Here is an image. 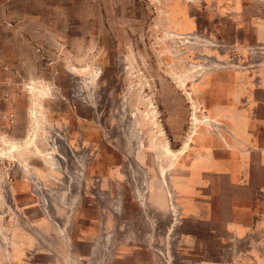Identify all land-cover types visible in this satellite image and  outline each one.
Segmentation results:
<instances>
[{"label": "rangeland", "instance_id": "374dc122", "mask_svg": "<svg viewBox=\"0 0 264 264\" xmlns=\"http://www.w3.org/2000/svg\"><path fill=\"white\" fill-rule=\"evenodd\" d=\"M254 197L264 0H0V264L228 259Z\"/></svg>", "mask_w": 264, "mask_h": 264}, {"label": "crops", "instance_id": "0c3cea01", "mask_svg": "<svg viewBox=\"0 0 264 264\" xmlns=\"http://www.w3.org/2000/svg\"><path fill=\"white\" fill-rule=\"evenodd\" d=\"M213 130L220 134L219 128H216V130L213 128ZM233 134L234 137L236 135L235 139L238 143L232 141L233 139L230 136H228L229 141L226 140L225 144L218 142L220 150H230V164L228 158L226 160H216L213 164L214 168H217L216 170L218 171H228L230 167V177H232V180L237 178L240 171L247 170L246 152H241V150H246V146H250L246 135L243 134V137H241L234 132ZM254 146H256L255 143ZM231 199L230 203L233 210L230 222L227 224V232L230 236V258L213 259L210 261L201 260L200 264H264V211H262V208H259L257 211L253 210L260 207V205L255 206L256 203H260L259 198H238L236 201ZM201 213L202 211H197L196 216H201L202 218ZM247 240H250V242L248 243ZM245 241L246 244H244ZM64 245L66 246L67 243ZM64 259L66 260V256ZM57 260L59 259L57 258ZM57 260L54 261L58 264ZM65 260H63V264H65ZM50 264H53V260H51ZM167 264L171 263L167 262Z\"/></svg>", "mask_w": 264, "mask_h": 264}, {"label": "bare ground", "instance_id": "6f19581e", "mask_svg": "<svg viewBox=\"0 0 264 264\" xmlns=\"http://www.w3.org/2000/svg\"><path fill=\"white\" fill-rule=\"evenodd\" d=\"M199 69H200V68H199ZM188 146H189V145H188V144H186V145L183 147V149H186V148H188ZM13 147L15 148L16 146H15V145H13ZM11 148H12V147H11ZM16 148H17V147H16ZM183 149H181V150H180V151H178V152H179V153H182V152H184L185 150H183ZM168 150H169V149H168ZM13 151H15V150H14V149H13V150H9V152H10V153H11V152L13 153ZM178 152H176V153H175V155H177V153H178ZM176 157H177V156H176Z\"/></svg>", "mask_w": 264, "mask_h": 264}]
</instances>
